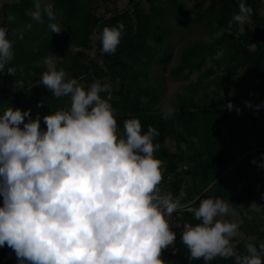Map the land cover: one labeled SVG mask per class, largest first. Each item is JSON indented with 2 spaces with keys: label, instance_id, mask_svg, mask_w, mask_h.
<instances>
[{
  "label": "trees",
  "instance_id": "trees-1",
  "mask_svg": "<svg viewBox=\"0 0 264 264\" xmlns=\"http://www.w3.org/2000/svg\"><path fill=\"white\" fill-rule=\"evenodd\" d=\"M105 1L50 0L55 22L63 29L60 34L48 29L47 17L39 24L26 15L33 0L1 1L0 27L7 28L8 38L14 41V59L0 73V113L7 107L30 109L32 118L40 114L45 128V114L69 106V98L53 97L40 83L47 70L45 57L59 53L57 68H64L66 79L75 78L85 88L97 80L111 86L109 103L115 110L118 135L123 134L124 121L130 118L138 119L143 131L150 125L158 130L154 143L159 149L154 156L162 163L159 187L186 204L183 212L175 213L173 226L177 222L199 223L187 208L197 207L201 198H220L240 214L249 210L259 198L262 184L264 121L250 130L249 113L238 105L233 104L231 110L226 105L238 101L240 95L257 96L264 83V0H243L252 13L251 22L242 31L231 22L241 0H191L189 4L147 0V7L143 0H129L127 7L108 8L109 13H103L100 8ZM121 22L124 30L115 53H102V29ZM194 25L206 29L209 37L181 47L170 67L168 78L185 83L174 94L172 116L165 120L160 107L163 79L152 77L151 72L158 63L169 65L170 41ZM216 32L222 33L218 39L213 38ZM218 50L223 51L222 58L213 59ZM9 66L16 68L15 75L7 74ZM245 71L262 84L251 86ZM193 73H197L195 79ZM101 96L107 98L108 94ZM2 203L0 199V206ZM262 212L245 218L240 225L244 235L234 246L238 254L245 251L246 242L258 247L264 241ZM173 228L177 239L163 258L165 264H205L202 258L188 259L181 229ZM0 264H18L7 246L0 248ZM210 264H234V259L216 258Z\"/></svg>",
  "mask_w": 264,
  "mask_h": 264
},
{
  "label": "clouds",
  "instance_id": "clouds-1",
  "mask_svg": "<svg viewBox=\"0 0 264 264\" xmlns=\"http://www.w3.org/2000/svg\"><path fill=\"white\" fill-rule=\"evenodd\" d=\"M33 4L26 15L39 24L47 17L48 29L60 34L53 3ZM238 8L231 22L243 25L252 9L243 0ZM123 30L122 22L102 29V53H115ZM13 44L7 28L0 27V73L14 59ZM222 56L218 50L212 58ZM44 64L41 85L57 99L69 98V106L45 114V128L40 114L32 118L30 109L7 107L0 113V247H9L18 264H165L162 252L177 239L173 227L181 229L190 261L264 264V241L258 247L248 241L237 253L232 241L240 225L223 219L233 210L220 198H201L197 207L187 208L199 223L170 224L173 213L186 206L159 187L158 130L150 125L143 131L141 122L130 118L118 135L109 84L97 80L85 88L75 78L66 79L55 56L45 57ZM15 72L7 67L8 75ZM226 107L231 110L233 104ZM171 116V109L163 113L165 120Z\"/></svg>",
  "mask_w": 264,
  "mask_h": 264
},
{
  "label": "rangeland",
  "instance_id": "rangeland-1",
  "mask_svg": "<svg viewBox=\"0 0 264 264\" xmlns=\"http://www.w3.org/2000/svg\"><path fill=\"white\" fill-rule=\"evenodd\" d=\"M3 0H0V3ZM145 7H147L148 2L147 0H143ZM183 3H187L189 4L190 2L192 3L191 0H180ZM101 8L100 11L103 13H109L108 12V8L115 10V9H123L125 7L128 6L129 4V0H108L105 1L104 3H101ZM261 14L264 15V6L261 8ZM251 22V16H249L248 21L246 23H250ZM245 23V24H246ZM240 25V30L242 31L244 29V25ZM97 34L94 35L95 38H97ZM209 37V33L206 29H204L202 26H193V29L191 31H182L179 32L174 38H172V40L170 41L171 43V50H168L171 54L170 57V62L168 66H165L162 63H158L157 65H155L153 67V70L151 72V76H161L163 79V86H164V94H163V100L162 103L160 105L161 109L163 111L172 110V105H171V101L172 98L174 96V94L177 91H181L182 86L185 82L183 81H172L168 78V73H169V69L172 65H174L176 63V57L181 49V47L189 44L191 41L193 40H198V39H208ZM53 56H55V59L58 60L61 58V55L59 53H55ZM245 75L250 79V85L253 86L255 84H262L260 83L261 81L257 78L254 77L253 73L249 72V71H245ZM197 77V73H193V75L191 76L192 79H195ZM260 91L259 94L255 97H246L243 95H240L239 100L238 101H233L232 104L234 105H238L241 108H244L248 113H249V117H248V127L250 130H252L253 128L259 126L263 121H264V83L262 84V86H260ZM246 102L250 103L253 107H248L246 105ZM256 105H260L259 109H256ZM27 120V118H26ZM168 144L173 147L174 144L171 141H168ZM261 177H262V184H261V188H260V194H259V198L254 202V204L252 205V207L247 210L244 211L242 214L235 212L234 210L229 214V216L224 217L223 219H228L232 222H236L239 225L244 224V219L245 218H251L253 216L259 215L261 213V211L264 212V170L261 173ZM161 192L162 193H169L166 190H163L162 188ZM181 202V201H180ZM182 205H186L183 202H181ZM262 212V213H263ZM174 219H175V213H173V216L170 218V224H174ZM174 231V228H173ZM244 232L241 230V228L239 227V231L237 236L233 239L232 243L233 246L236 245V243L243 237ZM1 248V247H0ZM171 249V246H169V248L163 250L162 252V259L166 257V253Z\"/></svg>",
  "mask_w": 264,
  "mask_h": 264
},
{
  "label": "built area",
  "instance_id": "built-area-1",
  "mask_svg": "<svg viewBox=\"0 0 264 264\" xmlns=\"http://www.w3.org/2000/svg\"><path fill=\"white\" fill-rule=\"evenodd\" d=\"M0 199L2 200V197H0Z\"/></svg>",
  "mask_w": 264,
  "mask_h": 264
}]
</instances>
